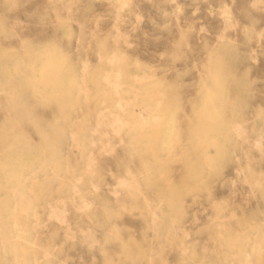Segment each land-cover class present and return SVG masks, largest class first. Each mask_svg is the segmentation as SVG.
<instances>
[{"label":"rangeland","instance_id":"374dc122","mask_svg":"<svg viewBox=\"0 0 264 264\" xmlns=\"http://www.w3.org/2000/svg\"><path fill=\"white\" fill-rule=\"evenodd\" d=\"M0 264H264V0H0Z\"/></svg>","mask_w":264,"mask_h":264},{"label":"bare ground","instance_id":"6f19581e","mask_svg":"<svg viewBox=\"0 0 264 264\" xmlns=\"http://www.w3.org/2000/svg\"><path fill=\"white\" fill-rule=\"evenodd\" d=\"M116 76H118V75H116ZM16 139V138H15ZM74 193V192H73ZM17 202V201H16ZM81 223V222H80ZM67 226V225H66ZM95 237V236H94Z\"/></svg>","mask_w":264,"mask_h":264}]
</instances>
